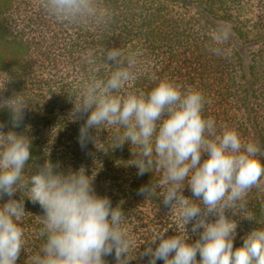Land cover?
<instances>
[{
  "label": "trees",
  "instance_id": "trees-1",
  "mask_svg": "<svg viewBox=\"0 0 264 264\" xmlns=\"http://www.w3.org/2000/svg\"><path fill=\"white\" fill-rule=\"evenodd\" d=\"M221 33L226 39L217 40ZM111 48L121 49L125 57L140 53L126 88L150 91L153 75L197 88L205 96V118H213L218 129L234 127L244 141L257 143L264 163V0H97L94 17L73 23L50 16L44 0H0V131L31 138L25 176L46 159L65 173L81 166L87 175L94 173L96 193L108 196L126 215L134 241L128 264H148L140 253L158 234H188L189 242H195L199 233H192L191 224L184 233L178 208L171 211L158 197L137 195L162 173L137 176L138 169L129 164L135 158L130 145L114 148L116 128L92 130L97 142L86 148L78 142L84 119H77L72 98L90 72L104 76L111 70L106 66ZM14 94H21L27 105L19 128L12 127V114L4 105ZM183 195L193 198L187 187ZM7 199L0 198V204ZM24 203L27 215L19 223L25 244L17 264H31L45 242L42 209L27 198ZM243 203L245 208L238 203L225 213L238 224L234 248L253 229L264 227V179ZM158 243L151 244L153 249ZM105 259L115 264L114 256Z\"/></svg>",
  "mask_w": 264,
  "mask_h": 264
},
{
  "label": "clouds",
  "instance_id": "clouds-1",
  "mask_svg": "<svg viewBox=\"0 0 264 264\" xmlns=\"http://www.w3.org/2000/svg\"><path fill=\"white\" fill-rule=\"evenodd\" d=\"M44 9L57 21L73 23L94 17L97 0H44ZM138 55L125 57L119 48L108 49L106 66L111 70L104 76L90 72L72 99L77 119H84L78 136L81 148L97 142L92 130L116 128L114 148L130 145L135 158L129 164L138 169L137 176L162 173L137 195L145 200L158 197L171 211L178 208L184 233L189 224L192 233H199L195 242H189L188 234L165 238L167 231L160 233L141 258L148 257V264H264V227L253 229L242 246L234 248L238 224L225 214L238 203L245 208L248 192L261 187V148L244 141L236 128L218 129L213 118H205V96L193 86L153 75L150 91L126 88ZM4 105L12 114V127L19 128L27 107L23 97L14 94ZM31 144L26 134L0 131V198H8L0 204V264H17L24 250L19 222L27 215L25 198L43 211L40 235L45 242L31 264H107L108 256H114L115 264H128L134 241L121 206L113 207L108 196L96 193L95 175H87L83 166L65 173L46 159L25 176ZM161 187L163 193L157 192ZM185 187L193 198L183 195ZM17 193L20 199L14 198Z\"/></svg>",
  "mask_w": 264,
  "mask_h": 264
}]
</instances>
